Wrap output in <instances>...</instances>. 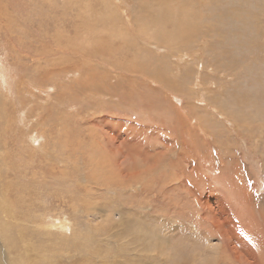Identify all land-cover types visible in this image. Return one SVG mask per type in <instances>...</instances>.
Wrapping results in <instances>:
<instances>
[{
	"label": "rangeland",
	"instance_id": "374dc122",
	"mask_svg": "<svg viewBox=\"0 0 264 264\" xmlns=\"http://www.w3.org/2000/svg\"><path fill=\"white\" fill-rule=\"evenodd\" d=\"M168 1L0 0V218L34 264H264V0Z\"/></svg>",
	"mask_w": 264,
	"mask_h": 264
},
{
	"label": "bare ground",
	"instance_id": "6f19581e",
	"mask_svg": "<svg viewBox=\"0 0 264 264\" xmlns=\"http://www.w3.org/2000/svg\"><path fill=\"white\" fill-rule=\"evenodd\" d=\"M158 2H159V5H161V6H163L164 4H166L167 2H169L168 0H157ZM179 1V0H178ZM160 9H162V7H160ZM178 9V8H177ZM178 11H181V9L179 8V10ZM185 9H183V12L185 13ZM161 12H163L165 15L168 13V15H167V17L168 18H170V19H173V20H175V14H172V13H169L166 9H164V10H162ZM176 13V12H175ZM183 22H184V19H183ZM187 24H189V21L187 20L186 22H185V25H187ZM179 36V35H178ZM160 76V75H159ZM165 81V83H168V81H166V80H164ZM170 84V83H169ZM75 137V136H74ZM89 140V139H88ZM109 140V139H108ZM102 146V145H101ZM102 148H104V147H102ZM85 155V154H84ZM92 158V157H91ZM121 158V157H120ZM133 163V162H132ZM130 164V163H129ZM114 165V164H113ZM93 166H95V165H93ZM121 166V165H120ZM118 167V166H117ZM116 167V168H117ZM128 167V166H127ZM93 168H95V167H93ZM102 168V167H101ZM129 168H130V166H129ZM98 169H100V168H98ZM103 169V168H102ZM126 169V168H125ZM101 170V169H100ZM106 170V169H105ZM86 171V170H85ZM110 171H111V169H110ZM125 171V170H124ZM135 171V170H134ZM95 172H96V170H95ZM116 172V171H115ZM118 172V171H117ZM125 172H127V170L125 171ZM129 172V171H128ZM132 173V172H131ZM130 173V174H131ZM136 173H137V171H136ZM36 174V173H35ZM118 174V173H117ZM124 174V173H123ZM122 174V175H123ZM129 174V173H128ZM89 175V174H88ZM93 175V174H92ZM119 175V174H118ZM125 175V174H124ZM115 176V175H114ZM140 176V175H139ZM84 177H88V176H84ZM89 177H90V175H89ZM106 177V176H105ZM109 177V176H108ZM108 177H107V179H108ZM137 177V176H136ZM93 178H95V177H93ZM130 178V177H129ZM133 178V177H132ZM85 179V178H84ZM112 179V178H111ZM122 179V178H121ZM126 179H127V175H126ZM125 179V180H126ZM115 180H117V179H115ZM45 181V180H44ZM100 181V180H99ZM103 181V180H102ZM109 181H111V180H109ZM109 181H106L107 183L109 182ZM84 182H85V180H84ZM92 182V181H91ZM98 182V181H97ZM93 183H95V182H93ZM105 183V182H104ZM99 184V183H98ZM136 184H137V182H136ZM128 185V184H127ZM93 186V185H92ZM126 186V185H125ZM111 187V186H110ZM109 187V188H110ZM142 187V186H141ZM91 188V187H90ZM87 189H88V187H87ZM90 190V189H89ZM18 191V190H17ZM23 191V190H22ZM20 192V191H19ZM88 194H89V192H88ZM24 195V194H23ZM19 196V195H18ZM17 196V197H18ZM20 197V196H19ZM23 197V196H22ZM16 200V199H15ZM25 202V201H24ZM69 204V203H68ZM80 204H84V203H80ZM207 204V203H206ZM29 205V204H28ZM71 205V204H70ZM78 206V205H77ZM83 206V205H82ZM222 206V205H221ZM71 207V206H70ZM72 208H73V204H72ZM78 208V207H77ZM80 209H81V207H80ZM27 210H28V208H27ZM15 212L16 211V207H15V202L14 201H11L10 200V202H8V205H7V207H6V209H5V212H4V214L2 215V217L0 218V264H34V254H33V247L34 246H32L33 244L28 240V239H30V238H26V236L23 234V230L24 229H20L19 230V237H18V241L15 239V237H16V234H15V237L14 236H12V234H10V231H11V228H13V227H11V226H13V224L14 225H17L18 224V222L17 221H15V223H13V220H14V216H16V215H13L12 214V212ZM24 211H26V208L24 209ZM48 211V210H47ZM26 212H28V211H26ZM45 212V211H44ZM72 213V212H71ZM81 213H82V211H81ZM15 214V213H14ZM18 214V213H17ZM28 215H30V214H28ZM19 216V215H18ZM24 216V215H23ZM34 216V215H33ZM36 216V215H35ZM31 217H32V215H31ZM42 217H44V216H42ZM20 218V217H19ZM24 218V217H23ZM35 218H38L37 216L35 217ZM35 218H32L33 220L35 219ZM46 218V217H45ZM54 218V217H53ZM26 219V218H25ZM30 219V218H29ZM32 220V221H33ZM43 220V219H42ZM28 221V220H27ZM44 221V220H43ZM20 222H21V220H20ZM30 222H31V220H30ZM34 223H35V221H33ZM45 222V221H44ZM24 223H26V222H24ZM24 223L22 224V225H24ZM40 223V222H39ZM46 223V222H45ZM32 224V223H31ZM42 224V223H41ZM48 224H49V222H48ZM47 224V225H48ZM56 224V223H55ZM26 225H27V223H26ZM33 225V224H32ZM43 225V224H42ZM50 225H52V223L50 224ZM37 226V225H36ZM23 227V226H22ZM31 227H33V226H31ZM41 227V226H40ZM18 228V227H17ZM16 228V229H17ZM21 228V227H20ZM26 228L28 229L29 227H27L26 226ZM14 229V228H13ZM26 229V230H27ZM33 229V228H32ZM42 229V228H41ZM41 229H39V230H41ZM35 230V229H34ZM43 230V229H42ZM14 231L15 230H13V233H14ZM29 231H31V228L29 229ZM32 232V231H31ZM35 232V231H34ZM41 232V231H40ZM49 232V231H48ZM25 234H26V232H24ZM27 233H29V232H27ZM33 233V232H32ZM36 233V232H35ZM38 233V232H37ZM44 233H46V232H44ZM44 233H43V235H44ZM30 234V233H29ZM50 234V233H49ZM48 234V235H49ZM27 235V234H26ZM50 236V235H49ZM49 236H48V238H49ZM29 237H31V236H29ZM33 237V236H32ZM31 237V238H32ZM36 237H37V235H36ZM39 237V236H38ZM44 237H46V235L44 236ZM31 240V239H30ZM42 240V239H41ZM46 240V239H45ZM38 241H39V239H38ZM38 241H36L37 242V244H41L40 242H42V241H40L39 243H38ZM48 241V240H47ZM46 241V242H47ZM44 243V242H43ZM17 244H18V247H17ZM248 247V246H247ZM246 247V248H247ZM14 250V252H12V249ZM234 253V252H233ZM236 253V252H235ZM246 253H247V251H246ZM235 257L237 256V255H234ZM231 257V256H230ZM234 257V258H235ZM233 258V259H234ZM237 259L239 258V257H236ZM241 258L243 259V257L241 256ZM246 259V261H247V259H254L255 258V256L254 255H248L247 257H245ZM217 259V258H216ZM236 260V259H235ZM244 261V260H243ZM242 261V262H243ZM245 261V262H246ZM248 261H250V260H248ZM257 263V262H256ZM247 264V263H246ZM249 264V263H248ZM251 264V263H250Z\"/></svg>",
	"mask_w": 264,
	"mask_h": 264
}]
</instances>
